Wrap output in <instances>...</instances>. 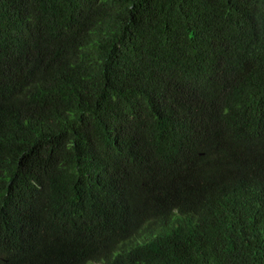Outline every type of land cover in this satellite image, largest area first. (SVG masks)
Segmentation results:
<instances>
[{"label":"trees","instance_id":"1","mask_svg":"<svg viewBox=\"0 0 264 264\" xmlns=\"http://www.w3.org/2000/svg\"><path fill=\"white\" fill-rule=\"evenodd\" d=\"M0 264H264V0H0Z\"/></svg>","mask_w":264,"mask_h":264}]
</instances>
